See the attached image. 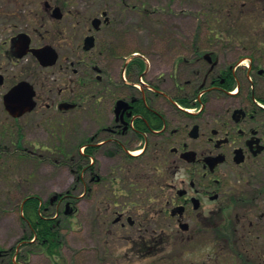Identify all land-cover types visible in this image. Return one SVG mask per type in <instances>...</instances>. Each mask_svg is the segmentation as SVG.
I'll return each instance as SVG.
<instances>
[{
  "label": "flooded vegetation",
  "instance_id": "af4514ba",
  "mask_svg": "<svg viewBox=\"0 0 264 264\" xmlns=\"http://www.w3.org/2000/svg\"><path fill=\"white\" fill-rule=\"evenodd\" d=\"M4 1L13 2V7L4 9ZM32 1H23L18 8L15 0H0V23L12 29L0 43L2 59L17 67L27 57L37 63V69L23 68L2 99L14 85L28 81L35 89L33 110H76L89 128L87 134L79 129L73 151L58 148L65 161L76 162L77 230L86 222L89 206L95 228L103 226L99 232H81L80 253L93 258L82 263L264 264V249L244 248L241 243L249 233L264 238L259 227L253 228L254 216L263 219L264 214L258 206L253 212L250 196L232 192L233 174L238 176L250 158L264 154V105L258 101L264 99V92L259 93L264 65L253 57L245 63L242 57L222 66L214 51L196 42L191 43L190 57L177 54L152 61L142 55L116 56L112 40L101 37L113 21L102 10L94 16L101 19L96 30L83 36V42L89 35L95 37L98 56L67 61L69 77L60 73V78L46 77L40 85L37 71L54 68L59 59L45 66L32 51L22 57L20 53L44 45L57 49L45 39L67 20V14L56 2L37 0L44 3L37 10ZM226 43L219 44L226 47ZM243 71L246 82L239 76ZM0 74L4 86L9 75L4 67ZM229 77L236 81L235 89L227 88ZM214 92L230 97L245 93L248 104L214 114L207 105ZM84 113L90 114L89 127ZM219 155L223 160L214 165L212 159ZM147 164L151 167L142 169ZM262 195L259 191L253 199ZM68 200L61 204L67 206ZM152 225L158 228L153 230ZM192 227L197 229L193 233ZM210 229L212 240H203L208 234L201 232ZM236 231L241 236L235 241ZM187 245L193 246L192 251ZM180 249L191 251L187 263L175 258Z\"/></svg>",
  "mask_w": 264,
  "mask_h": 264
},
{
  "label": "rangeland",
  "instance_id": "374dc122",
  "mask_svg": "<svg viewBox=\"0 0 264 264\" xmlns=\"http://www.w3.org/2000/svg\"><path fill=\"white\" fill-rule=\"evenodd\" d=\"M15 1L18 8H21L23 1L26 0ZM49 1L62 6L63 12L67 14V20L56 27L54 33L46 36V42H51L57 47L60 58L54 68L37 71L35 79L36 82L37 78L39 79L40 85L46 77L60 78L62 75L60 73L69 77L71 72L66 66L67 61L98 56L97 48L85 52L82 50V44L83 36L92 29L91 20L102 10H107L113 21L101 32V37L112 40V48L116 56L130 57L133 54H140L152 61L162 57H174L177 54L190 57L194 55L191 43L196 42L199 47H208L205 50L214 51V55L222 60V66L235 63L242 57H246L245 63H248L249 57H253L254 61L264 65V50H254L255 45L262 46L264 42V0ZM32 2L35 9L44 8L43 2H37V0ZM220 4L221 11L229 16V25H234L235 30L231 32H234L236 36L245 37L246 46L238 38H233L232 41L214 39V35L209 33L210 16L208 12L215 7L218 9ZM12 7L13 2L4 1V9ZM71 13L74 16H69ZM11 32V28H6L0 23V43L8 38ZM42 34L36 35L44 40ZM220 42L228 43L225 47L219 44ZM27 66L37 69V63L33 57H29V60L28 57L25 58L23 64L17 67L2 59L0 55V67H4L9 75L5 85L0 86V248L5 249L16 245L24 234L25 225L21 218V202L27 193H37L47 200L55 193H65L76 182L75 174L66 165L68 162L65 161L58 148H62L67 153L73 151L79 142V129L83 128L81 131L86 134L89 132V128L83 126L81 113L76 110L57 113L53 110L38 111L36 108L16 119L6 112L2 93L12 80L20 78L17 75H21L23 68H28ZM243 66L246 67V65ZM239 76L246 82L244 71ZM47 90L51 91L52 87L48 86ZM263 92L264 87L259 93ZM244 94L241 97H230L214 92L207 103L208 109L214 114H219L228 106L248 104V99ZM84 114L87 116L85 120L89 127L90 114ZM73 165H76L75 162ZM139 166L141 165L137 162L136 168ZM150 167L147 164L143 165L142 169ZM233 177L232 192L235 195L241 194L243 197L250 196L253 200L251 201L253 204L250 205L253 212L258 206L259 211L264 214V154L250 158L247 164L241 167L240 172L238 171V176L233 174ZM79 191L78 188L71 193L72 199H78ZM259 191H263L261 198L253 199L254 194ZM62 205V208H65L64 203ZM90 211L89 206L86 222H83L79 230H77L78 221L75 214H71L69 218L64 212L60 215L64 235L63 258L60 259L62 263L85 264L82 263L83 260L93 259L89 256L90 253H80L79 245V236L82 231L84 233L99 232L103 227L97 225L95 228ZM236 211L239 210L236 208ZM254 222L256 225L253 228L259 227L258 231L264 234V218L254 216ZM162 226L163 228L168 227L167 225ZM150 228L154 230L158 226L152 225ZM196 230L192 227L190 232L193 233ZM201 233L202 235L208 234L203 237V240L208 241L214 234L211 229ZM236 233L235 241L241 236L239 232L236 231ZM243 239L241 243L244 248L264 249V238L256 239L255 234L249 233L243 236ZM186 248L192 251L193 246L187 245ZM191 251L180 249L175 258L181 257L187 263ZM169 255L171 253L166 256ZM26 264H52V262L44 253L36 250Z\"/></svg>",
  "mask_w": 264,
  "mask_h": 264
},
{
  "label": "trees",
  "instance_id": "16d2710c",
  "mask_svg": "<svg viewBox=\"0 0 264 264\" xmlns=\"http://www.w3.org/2000/svg\"><path fill=\"white\" fill-rule=\"evenodd\" d=\"M218 9L213 8L208 12L210 20L208 23L211 27L213 38H223L232 41L233 38H238L241 43H244L245 37L236 36L231 30H235L234 25H229V16L221 11V4ZM263 20V18H262ZM237 32V31H235ZM257 43V42H255ZM254 45V44H253ZM255 51L264 50V42L262 46L255 45ZM228 89H233L236 82L233 78H228ZM264 102L263 98H260ZM75 173L76 168L70 166ZM76 183L65 193L53 195L47 200L37 194H27L23 198L22 203V219L25 229L23 236L18 243L11 248L0 249V264H21L28 262L30 255L36 250H41L50 257L55 264H61L60 259L63 258L62 246L64 243V235L61 231L62 224L60 215L64 212L61 206V200L76 189ZM60 205V208H59ZM58 215V216H55ZM35 240L33 241V239Z\"/></svg>",
  "mask_w": 264,
  "mask_h": 264
},
{
  "label": "water",
  "instance_id": "95a60500",
  "mask_svg": "<svg viewBox=\"0 0 264 264\" xmlns=\"http://www.w3.org/2000/svg\"><path fill=\"white\" fill-rule=\"evenodd\" d=\"M57 10H59V8H57ZM106 13L107 12H105L104 14ZM99 21V18H95L93 20V25L97 27ZM94 40V36L87 37L85 40L84 48L86 50L91 49L95 45ZM29 43L30 40H27L26 44ZM32 51L41 60L43 65H53L58 59V53L51 45H46L41 48H35L32 49ZM24 54L25 51L20 53V56H23ZM207 56H210V54H207ZM3 80V76L0 74V85L3 83ZM34 96L35 90L33 85H31L27 81H21L5 94L4 101L6 109L12 116L19 117L27 111H31L35 107ZM222 160L223 158L220 156L212 159L214 165L221 162ZM69 207L70 203L67 204L66 213L71 212V210H69Z\"/></svg>",
  "mask_w": 264,
  "mask_h": 264
}]
</instances>
